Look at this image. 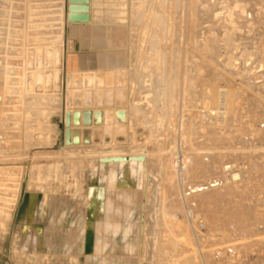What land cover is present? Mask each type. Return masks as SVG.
I'll return each instance as SVG.
<instances>
[{
	"label": "rangeland",
	"instance_id": "rangeland-1",
	"mask_svg": "<svg viewBox=\"0 0 264 264\" xmlns=\"http://www.w3.org/2000/svg\"><path fill=\"white\" fill-rule=\"evenodd\" d=\"M52 2L0 0V264H264V0H93L74 36L63 0L61 38Z\"/></svg>",
	"mask_w": 264,
	"mask_h": 264
},
{
	"label": "bare ground",
	"instance_id": "bare-ground-1",
	"mask_svg": "<svg viewBox=\"0 0 264 264\" xmlns=\"http://www.w3.org/2000/svg\"><path fill=\"white\" fill-rule=\"evenodd\" d=\"M71 1L72 0H69V8H70V6L72 5L71 4ZM75 1V0H74ZM52 3H54L56 6H57V8H55L54 7V9H55V13H54V20H53V25H54V29H55V32H56V35H58V37L59 38H61V35H64V29H65V25H64V23H65V21H64V18H63V14L61 13V8H62V6H63V0H54V2H52ZM40 4V3H39ZM33 7H35V6H33ZM89 8H90V0H89ZM53 9V10H54ZM91 9V8H90ZM69 15H70V13L68 14V17H69ZM53 16V15H52ZM89 16H90V12H89ZM69 23V22H68ZM91 23V16H90V22L88 23V24H90ZM88 24H80V25H88ZM73 26L75 25V24H72ZM57 31L59 32V34L57 33ZM57 40V39H56ZM53 46V45H52ZM45 48V47H44ZM47 49V48H46ZM51 49H53V48H50L49 47V50H47L48 52H46V53H48L47 55L49 56V60H48V63L52 66L53 65V63H52V61H53V53H52V50ZM39 51V50H38ZM59 52H60V50H59ZM109 52V51H108ZM55 54V53H54ZM58 54V53H57ZM46 55V56H47ZM56 56H59V55H56ZM41 57V56H40ZM54 57H55V55H54ZM59 58V57H58ZM55 60V59H54ZM59 60V59H58ZM43 61V60H42ZM45 62V61H44ZM58 62V61H57ZM59 63V62H58ZM55 64H57V63H55ZM2 65V64H1ZM9 65V64H8ZM40 65V64H39ZM50 65H48L49 66V68H52V67H50ZM62 65V64H61ZM130 67V66H129ZM128 67V68H129ZM5 68H7V67H5ZM6 71V70H5ZM127 71V70H126ZM108 72V71H107ZM115 72V71H114ZM113 72V73H114ZM123 72V71H122ZM97 73V72H96ZM106 73V72H105ZM117 73V72H116ZM118 73H120L119 71H118ZM3 74L5 75V73L3 72ZM7 74H9V73H7ZM6 74V75H7ZM94 74V73H93ZM99 74V73H98ZM100 74H102V73H100ZM3 75V76H4ZM110 75H113V74H110ZM4 78V77H3ZM7 77H5V79L4 80H6L7 81ZM11 80V79H10ZM42 80V77L40 76L39 77V81H41ZM6 83H8V81L6 82ZM12 84V83H11ZM11 88V87H10ZM12 91V90H11ZM29 91V90H28ZM24 93V92H23ZM26 94V93H25ZM28 94V93H27ZM37 95V94H36ZM35 95V96H36ZM102 95V93L99 95V97L97 98V101H99V100H102V97H103V95ZM104 97H106V96H104ZM104 97H103V99H104ZM113 96H112V94H108L107 93V102H110L113 98H112ZM34 100H36V102H37V100L38 99H36L37 97H32ZM100 98V99H99ZM112 98V99H111ZM41 100V99H40ZM39 100V101H40ZM105 100V99H104ZM103 101V100H102ZM106 101V100H105ZM36 102H34V103H36ZM101 101H99V103H100ZM112 102V101H111ZM98 103V102H97ZM39 104V103H38ZM101 104V103H100ZM111 104V103H110ZM42 104L40 103V106H41ZM43 107V106H42ZM36 108V107H35ZM90 108V107H89ZM82 109V108H81ZM98 109V108H97ZM103 109H105V108H103ZM108 109H109V107H108ZM111 109V108H110ZM73 110V109H72ZM77 109H75V111H76ZM93 110V109H92ZM106 110V109H105ZM114 110H116V109H114ZM79 112H80V110H78ZM83 112H84V109H83ZM73 113V112H72ZM103 116V115H102ZM102 116L100 115V113H96V115L94 116V120H92V124H93V126L94 127H96L95 128V130H94V132H92L90 129H87V130H85V133H84V137L83 136H81L80 134H79V130H78V127H81V126H83V125H81L82 123L79 121V118L77 117V116H71V114H68V116H67V128H68V130H67V136H66V147H68V149H74L75 148V150L77 149H80V148H86L87 149V145H90L92 142L95 144V145H100V141H98L99 139H103V142H105V144H111V143H113V141H115V143H117V144H120V145H125L124 143L127 141V128H126V122H127V112L124 110V111H118L117 112V114L115 115V114H111V113H108L106 116H105V118H106V122H107V124L105 125V126H108V127H111L112 126V123H111V121L114 119V121H115V123L118 125V127L115 129V130H113L112 128H106L105 130H101V122H103V119H102ZM14 120H16V119H14ZM5 122V121H4ZM3 121H2V123H4ZM8 122H10V121H8ZM8 122H7V125H8ZM12 123V122H11ZM17 123V122H16ZM0 124H1V122H0ZM15 124V123H14ZM22 124V123H21ZM87 124V123H86ZM10 125V124H9ZM12 125V124H11ZM10 125V126H11ZM73 126V128L74 129H70L69 130V128H70V126ZM1 126V125H0ZM5 126V125H4ZM12 126H16V124L15 125H12ZM19 126V125H18ZM87 126H89V125H87ZM2 127V126H1ZM0 127V128H1ZM5 127H7V126H5ZM13 127V128H14ZM21 127V126H20ZM19 127V128H20ZM89 127H91V126H89ZM2 128H4V127H2ZM12 128V127H11ZM12 128V129H13ZM8 130H9V128H7ZM4 130H5V128H4ZM11 130V129H10ZM16 130V129H15ZM19 130V129H18ZM12 131V130H11ZM17 131V130H16ZM10 133V132H9ZM17 133V132H16ZM92 135H93V138H92ZM82 143L85 145V147H83L82 146ZM91 147V146H90ZM237 176H233V178H236ZM5 186V185H4ZM18 191V190H17ZM48 204V203H47ZM49 205H50V203H49ZM13 206H15V205H13ZM12 206V207H13ZM2 210V209H1ZM6 211V210H5ZM2 212V211H1ZM4 213V212H3ZM2 214V213H1ZM1 214H0V216H1ZM5 214V213H4ZM3 215V214H2ZM4 216V215H3ZM1 219V218H0ZM54 219V218H53ZM54 226H55V224H54ZM50 229H52V228H50Z\"/></svg>",
	"mask_w": 264,
	"mask_h": 264
},
{
	"label": "water",
	"instance_id": "water-1",
	"mask_svg": "<svg viewBox=\"0 0 264 264\" xmlns=\"http://www.w3.org/2000/svg\"><path fill=\"white\" fill-rule=\"evenodd\" d=\"M71 4L72 5L69 8L70 15L68 17V22L71 24H88L90 22L89 0H72Z\"/></svg>",
	"mask_w": 264,
	"mask_h": 264
},
{
	"label": "crops",
	"instance_id": "crops-1",
	"mask_svg": "<svg viewBox=\"0 0 264 264\" xmlns=\"http://www.w3.org/2000/svg\"><path fill=\"white\" fill-rule=\"evenodd\" d=\"M92 4H93V0H90V8H91ZM90 11H91V9H90ZM90 16H91V18L93 17L92 13L90 14ZM83 26L84 25H79V24H75L74 26L73 25L69 26V28H68L69 33H71L73 36L77 35V33L82 32V30H80L79 27H83ZM72 43L75 46V43L74 42H72ZM26 197L27 196H23L22 199L20 200L19 204L17 205L18 206L17 211L15 212V213H17L16 217H18L19 213L21 212V209H23L25 207V203H26V199H27ZM22 224H24V223H22Z\"/></svg>",
	"mask_w": 264,
	"mask_h": 264
}]
</instances>
